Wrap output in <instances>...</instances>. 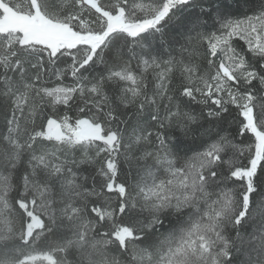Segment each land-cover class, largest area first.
Returning <instances> with one entry per match:
<instances>
[{
  "label": "snow or ice",
  "instance_id": "snow-or-ice-1",
  "mask_svg": "<svg viewBox=\"0 0 264 264\" xmlns=\"http://www.w3.org/2000/svg\"><path fill=\"white\" fill-rule=\"evenodd\" d=\"M0 264H264V0H0Z\"/></svg>",
  "mask_w": 264,
  "mask_h": 264
},
{
  "label": "trees",
  "instance_id": "trees-1",
  "mask_svg": "<svg viewBox=\"0 0 264 264\" xmlns=\"http://www.w3.org/2000/svg\"><path fill=\"white\" fill-rule=\"evenodd\" d=\"M255 231V226L253 225H245V227L241 230V234L246 238L250 239L251 238V233Z\"/></svg>",
  "mask_w": 264,
  "mask_h": 264
},
{
  "label": "rangeland",
  "instance_id": "rangeland-1",
  "mask_svg": "<svg viewBox=\"0 0 264 264\" xmlns=\"http://www.w3.org/2000/svg\"><path fill=\"white\" fill-rule=\"evenodd\" d=\"M16 2L23 3V2H26V0H16Z\"/></svg>",
  "mask_w": 264,
  "mask_h": 264
}]
</instances>
